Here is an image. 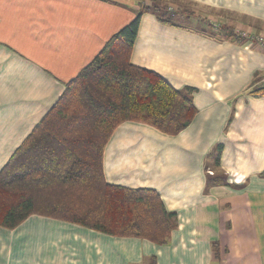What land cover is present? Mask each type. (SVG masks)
Wrapping results in <instances>:
<instances>
[{
  "label": "crops",
  "instance_id": "0c3cea01",
  "mask_svg": "<svg viewBox=\"0 0 264 264\" xmlns=\"http://www.w3.org/2000/svg\"><path fill=\"white\" fill-rule=\"evenodd\" d=\"M155 1L172 4L178 24L144 12L130 60L192 87L197 113L177 134L122 122L103 168L111 184L158 191L177 213L169 241L34 214L0 226V264H264V96L249 93L255 73L264 81V49L220 31L264 35V0H0V170L65 83ZM214 170L222 181L211 185Z\"/></svg>",
  "mask_w": 264,
  "mask_h": 264
},
{
  "label": "trees",
  "instance_id": "16d2710c",
  "mask_svg": "<svg viewBox=\"0 0 264 264\" xmlns=\"http://www.w3.org/2000/svg\"><path fill=\"white\" fill-rule=\"evenodd\" d=\"M144 12L178 24L169 4L142 5L65 83L64 93L0 170V226L14 229L37 214L113 235L169 241L177 213L167 209L158 191L111 184L103 168L105 145L122 122L135 120L177 134L197 113L192 87L175 88L158 72L131 62ZM220 31L240 43L247 40L230 26ZM262 77L255 73L250 94L264 96ZM219 163L218 153L214 164ZM209 176L211 185L222 181L215 170Z\"/></svg>",
  "mask_w": 264,
  "mask_h": 264
},
{
  "label": "rangeland",
  "instance_id": "374dc122",
  "mask_svg": "<svg viewBox=\"0 0 264 264\" xmlns=\"http://www.w3.org/2000/svg\"><path fill=\"white\" fill-rule=\"evenodd\" d=\"M162 4H169V2H163V1H160ZM152 4V3H151ZM180 6L181 7H183L184 9H188V12L187 13H195V12H197V13H199L198 11V9L196 8V6H194L193 4H188V3H186V2H182V3H180ZM169 10L171 11V12H176V13H180L174 6H172V4H169ZM180 11H182L181 9H180ZM184 11V10H183ZM184 13V12H183ZM206 23H208L209 24V22H206ZM220 27H223V26H220ZM237 30H239V29H236V30H234L235 31V33L237 34V35H240L238 32H237ZM241 30V29H240ZM255 43V42H254ZM257 45V44H256ZM258 46V45H257Z\"/></svg>",
  "mask_w": 264,
  "mask_h": 264
},
{
  "label": "built area",
  "instance_id": "2783aa9c",
  "mask_svg": "<svg viewBox=\"0 0 264 264\" xmlns=\"http://www.w3.org/2000/svg\"><path fill=\"white\" fill-rule=\"evenodd\" d=\"M237 32L240 34V36H245V37H252L254 39V42L260 46L261 48L264 49V35L260 34V35H256V36H251L250 32L248 31H244V30H237Z\"/></svg>",
  "mask_w": 264,
  "mask_h": 264
}]
</instances>
